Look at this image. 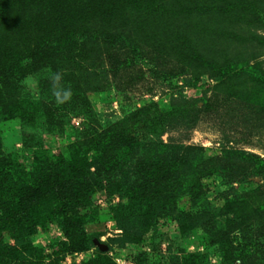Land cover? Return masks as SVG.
Segmentation results:
<instances>
[{
	"label": "rangeland",
	"instance_id": "rangeland-1",
	"mask_svg": "<svg viewBox=\"0 0 264 264\" xmlns=\"http://www.w3.org/2000/svg\"><path fill=\"white\" fill-rule=\"evenodd\" d=\"M0 87L1 215L49 191L75 146L94 184L80 223L52 208L25 239L38 252L14 259L264 264V0H0ZM158 158L177 162L169 211L126 219L113 188L148 183L142 163ZM14 226L0 240L14 245Z\"/></svg>",
	"mask_w": 264,
	"mask_h": 264
},
{
	"label": "trees",
	"instance_id": "trees-1",
	"mask_svg": "<svg viewBox=\"0 0 264 264\" xmlns=\"http://www.w3.org/2000/svg\"><path fill=\"white\" fill-rule=\"evenodd\" d=\"M2 90V87H0V101L5 97ZM19 103L22 104L21 101ZM19 103H16V106L12 107V109H19ZM30 103L37 107L36 101H31ZM1 115L4 114L2 113ZM1 115L0 119L3 118ZM13 115L12 110H10V113H7L8 117H12ZM109 146L107 145L106 148L101 150L100 148H95L100 165L104 166L110 162V158L106 154ZM73 148H75V151L69 152L62 161L52 164V174H50L52 188L49 191H46L44 194L30 192L26 196L20 194V197L23 196V199L20 204L16 205L17 208L15 207L10 213H3L2 215L0 213V222L6 225L15 223L14 227L16 229L14 245L6 244L0 240V264H11V262H14V264H33L24 262L18 258L14 259L13 257L23 250L37 251V248L32 244H27L25 239L32 232V228L30 227L33 223L36 225L43 224L46 220V212L52 208H58L65 215L67 224L69 225L80 223L83 219L84 215L80 210H77V206L83 204L80 201L81 197H86L85 193L90 194L91 191H94V184L90 182L80 183L88 166H91V164L88 162L86 155L79 156L80 150L77 149L79 147L75 146ZM114 148L116 146H113ZM100 165L97 170L100 169ZM176 168L177 162L169 161L168 158H158L150 162H143L142 171L146 173L147 179H149L148 183H136L133 181L131 186L113 188V193H120L123 198L128 199V203L122 205L123 209H126L128 212L127 214L125 212L121 213V216L130 220L134 218V212L139 210L138 218L143 219L146 216L153 222L156 217L165 215L169 211V206L173 203V198L176 197V195L169 197L165 190L172 181H176V179L172 178ZM8 182H10L9 178L0 171V211L9 204V198L6 195L9 187ZM82 184L83 187H79ZM180 185L179 191L184 189V185L181 182ZM196 191L198 192L199 190ZM48 196L52 197L53 200L51 202H48ZM194 197L196 198V196ZM154 198L157 200L153 202ZM199 199H202V197L200 196ZM93 212L97 213V210ZM117 217L120 219V215H117ZM89 238L83 232L80 233L73 238V242L69 244L70 248L68 250L83 249ZM100 252L102 254L106 253L104 250H100Z\"/></svg>",
	"mask_w": 264,
	"mask_h": 264
},
{
	"label": "water",
	"instance_id": "water-1",
	"mask_svg": "<svg viewBox=\"0 0 264 264\" xmlns=\"http://www.w3.org/2000/svg\"><path fill=\"white\" fill-rule=\"evenodd\" d=\"M94 241H95L96 244L99 245V247H100L102 250H105V249L107 248V245L100 243L99 240L96 239V240H94Z\"/></svg>",
	"mask_w": 264,
	"mask_h": 264
},
{
	"label": "clouds",
	"instance_id": "clouds-1",
	"mask_svg": "<svg viewBox=\"0 0 264 264\" xmlns=\"http://www.w3.org/2000/svg\"><path fill=\"white\" fill-rule=\"evenodd\" d=\"M57 79H58V77H57ZM68 96H70V92H66L64 98L66 99V98H68Z\"/></svg>",
	"mask_w": 264,
	"mask_h": 264
}]
</instances>
